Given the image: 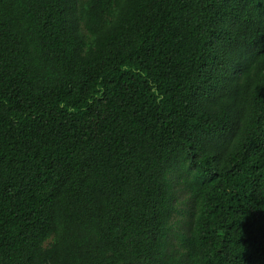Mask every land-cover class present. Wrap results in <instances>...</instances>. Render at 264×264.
<instances>
[{"label": "trees", "instance_id": "trees-1", "mask_svg": "<svg viewBox=\"0 0 264 264\" xmlns=\"http://www.w3.org/2000/svg\"><path fill=\"white\" fill-rule=\"evenodd\" d=\"M0 264H264V0H0Z\"/></svg>", "mask_w": 264, "mask_h": 264}, {"label": "rangeland", "instance_id": "rangeland-1", "mask_svg": "<svg viewBox=\"0 0 264 264\" xmlns=\"http://www.w3.org/2000/svg\"><path fill=\"white\" fill-rule=\"evenodd\" d=\"M173 190L175 195V200L173 202L175 210L171 221L173 228L170 240L173 244H176V233L185 232L188 227L192 203L189 200L187 192L184 191L182 184L175 185ZM175 247L178 246L175 245Z\"/></svg>", "mask_w": 264, "mask_h": 264}]
</instances>
